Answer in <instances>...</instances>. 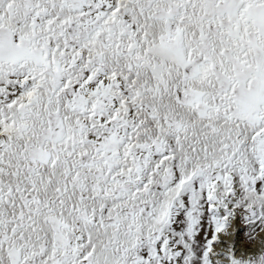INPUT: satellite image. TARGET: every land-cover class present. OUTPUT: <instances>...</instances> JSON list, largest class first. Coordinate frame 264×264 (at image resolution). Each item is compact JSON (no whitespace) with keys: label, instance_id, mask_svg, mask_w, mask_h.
Wrapping results in <instances>:
<instances>
[{"label":"snow or ice","instance_id":"snow-or-ice-1","mask_svg":"<svg viewBox=\"0 0 264 264\" xmlns=\"http://www.w3.org/2000/svg\"><path fill=\"white\" fill-rule=\"evenodd\" d=\"M0 264H264V0H0Z\"/></svg>","mask_w":264,"mask_h":264},{"label":"rangeland","instance_id":"rangeland-1","mask_svg":"<svg viewBox=\"0 0 264 264\" xmlns=\"http://www.w3.org/2000/svg\"><path fill=\"white\" fill-rule=\"evenodd\" d=\"M238 226H239V227H243V225H238ZM239 237H241V238H242V237H243V233H240V234H239ZM240 242H241V243H243V240L241 239V241H240Z\"/></svg>","mask_w":264,"mask_h":264}]
</instances>
